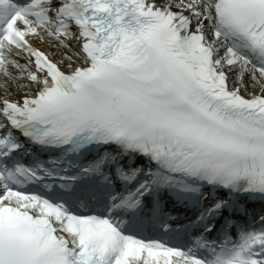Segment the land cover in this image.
<instances>
[{"label": "snow or ice", "instance_id": "1", "mask_svg": "<svg viewBox=\"0 0 264 264\" xmlns=\"http://www.w3.org/2000/svg\"><path fill=\"white\" fill-rule=\"evenodd\" d=\"M0 264H264V0H0Z\"/></svg>", "mask_w": 264, "mask_h": 264}]
</instances>
